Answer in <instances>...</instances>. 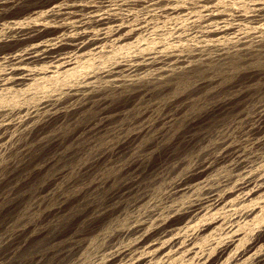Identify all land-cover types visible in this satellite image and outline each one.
<instances>
[{"label": "rangeland", "instance_id": "obj_1", "mask_svg": "<svg viewBox=\"0 0 264 264\" xmlns=\"http://www.w3.org/2000/svg\"><path fill=\"white\" fill-rule=\"evenodd\" d=\"M65 1L74 0H0V72L6 56L35 43L57 45L37 52L34 68L74 50L48 12ZM119 1L112 8L124 25L100 56L0 87V264H264V130H253L264 111V41L201 52L204 19L190 17L199 6L176 15ZM206 3L229 13L252 5ZM19 18L12 33L3 28ZM158 48L192 62L157 76L141 64L138 81L112 84ZM249 169L254 180L240 183ZM210 188L223 191L218 207L185 210Z\"/></svg>", "mask_w": 264, "mask_h": 264}, {"label": "bare ground", "instance_id": "obj_2", "mask_svg": "<svg viewBox=\"0 0 264 264\" xmlns=\"http://www.w3.org/2000/svg\"><path fill=\"white\" fill-rule=\"evenodd\" d=\"M10 1V0H9ZM14 1V0H13ZM63 1V0H62ZM192 1V0H191ZM188 0H121L119 1L120 5H126L128 7L134 4H138L141 6H144L146 3L150 5V11H166L171 14L173 13H180L181 11L188 10L187 14L190 15L192 13V9H190L192 4L199 6L200 8V14H192L190 15L193 17H201L204 19V23L202 24V28L198 31L199 34L196 35L199 42V50L201 52H205L209 50V46H218L220 49L224 50L223 48L225 46H235L238 50L241 51H249L255 43L258 44L261 41H264V0H249L251 2V6L248 8L246 12H241L238 10L237 6L233 7V10L229 12H226L223 8L221 9L218 6H212L208 5L206 3L207 0H193L192 2ZM7 2V1H6ZM5 2V3H6ZM57 2V1H56ZM55 2V3H56ZM116 2V1H115ZM47 3V2H46ZM60 3V2H59ZM132 3V4H131ZM17 4V3H16ZM54 4V3H53ZM52 4V5H53ZM118 4V3H117ZM213 4V3H212ZM235 4H237L235 2ZM221 5V4H220ZM223 6V5H221ZM234 6V5H233ZM112 0H74V1H65L60 4L54 5L51 7L48 12L50 15L53 16V19L51 22H55V26L61 27L63 30L62 33V39L67 40H73L75 41L74 44V50L72 52L70 51H64L60 52L58 54H55L53 56H49L48 58L55 63H51L48 68H34L36 66V60L37 55L41 52H45L51 48H54L56 45L55 43H35L32 44L29 48H26L25 51L16 52L13 54H10L5 57V68L2 72H0V87L3 86H9L11 83H20L28 80L30 75L38 74V73H47L50 71H53L51 68L56 69H62L68 65H72L73 63H77L79 60H81L86 54L94 56L98 54V52H101L104 48L110 45V39L111 35L124 25V21L121 19V21H118L119 16L117 13H114V8ZM194 7V6H193ZM227 7V6H226ZM225 7V8H226ZM232 6H230L231 8ZM23 8V7H22ZM36 8V7H34ZM41 8V7H40ZM137 8V7H136ZM135 8V9H136ZM139 8V7H138ZM142 8V7H141ZM34 10V9H33ZM36 10V9H35ZM34 10V11H35ZM38 10V9H37ZM41 10V9H40ZM43 10V9H42ZM129 10V9H128ZM133 10V9H132ZM33 11V13H34ZM47 9L44 12H38L37 14H41V16L46 14ZM139 11V10H138ZM121 12V11H119ZM140 12V11H139ZM134 11L132 12V15H135L137 17L141 16L142 12ZM44 13V14H43ZM124 13V12H121ZM129 13V12H128ZM165 13V12H164ZM48 14V15H49ZM130 14V13H129ZM157 14V13H156ZM29 15V14H28ZM27 15V16H28ZM33 15V14H32ZM36 15V14H35ZM134 15V16H135ZM152 15V14H151ZM177 15V14H176ZM3 16V15H2ZM157 16V15H155ZM166 16V15H165ZM169 16V15H168ZM34 17V16H33ZM174 17V16H173ZM5 18V17H4ZM30 18H32L30 16ZM45 18V17H44ZM124 19V18H123ZM21 20L20 18L18 19ZM23 20V19H22ZM30 20V19H29ZM195 20V19H194ZM193 20V21H194ZM199 20V19H198ZM201 20V19H200ZM1 21V20H0ZM6 21V20H5ZM17 20L12 21H6L5 24H3V28L7 29L8 32L12 33L13 29L16 28V26L21 23ZM24 21V20H23ZM40 21V20H39ZM42 21V20H41ZM50 21V20H48ZM129 21V20H128ZM139 20L135 24V27H132L134 29H139L140 27L146 26L147 20L142 19V21ZM25 22V21H24ZM27 22V20H26ZM33 22V21H32ZM149 22V21H148ZM50 23V22H48ZM133 23V22H132ZM135 23V22H134ZM145 23V24H142ZM202 23V22H201ZM52 24V23H51ZM140 24H142L140 26ZM48 25V24H47ZM245 25V26H243ZM174 26V25H173ZM180 26V25H179ZM200 26V25H199ZM243 26V27H242ZM2 27V26H1ZM151 27V26H150ZM182 27V26H181ZM194 27V26H193ZM130 29V27H128ZM146 28V27H145ZM144 28V29H145ZM171 28V27H170ZM176 28V27H175ZM192 28V27H191ZM2 28H0L1 30ZM59 29V28H58ZM156 29L153 28V30ZM133 30V29H132ZM147 30V29H146ZM158 30V29H157ZM194 30V29H193ZM60 32V30H59ZM156 32V31H155ZM125 33V32H124ZM172 33V32H171ZM170 33V34H171ZM180 33V32H179ZM8 34V33H7ZM61 34V33H59ZM128 34V33H126ZM150 34V33H149ZM169 34V35H170ZM211 34H218L217 37L211 38ZM125 35V34H124ZM132 35V34H131ZM180 35V34H179ZM56 36V35H55ZM121 35L120 37H122ZM150 36V35H149ZM58 37V36H57ZM117 37V36H116ZM115 37V38H116ZM119 37V35H118ZM147 37V36H146ZM54 38V36L52 37ZM60 38V37H59ZM124 38V37H122ZM55 39V38H54ZM136 39V38H135ZM138 39V38H137ZM141 39V38H140ZM145 39V38H143ZM190 39V38H189ZM48 41V39H46ZM131 40V39H130ZM132 39V43H133ZM150 40V39H149ZM195 40V39H193ZM44 41V40H43ZM135 41V40H134ZM140 41V40H139ZM151 41V40H150ZM176 41V40H175ZM192 41V40H191ZM146 42V41H145ZM196 42V41H195ZM57 43V42H56ZM62 43V42H61ZM131 43V42H130ZM129 43V45H130ZM137 43V42H136ZM134 42V45L136 44ZM140 43V42H139ZM138 43V44H139ZM142 43V40H141ZM140 43V44H141ZM149 43V42H148ZM147 45H151L149 43ZM173 43V42H172ZM180 43V42H179ZM262 43V42H261ZM60 44V43H59ZM125 44V43H124ZM174 44V43H173ZM182 44V43H181ZM185 44V43H184ZM183 44V45H184ZM187 44V43H186ZM189 44V42H188ZM91 46V50L88 53H85L84 47L85 46ZM118 45L117 43L115 44ZM146 45V47H147ZM155 45V43H154ZM160 46V44H157ZM179 46V44H176V46ZM194 47V44H192ZM182 46V45H180ZM179 46V47H180ZM197 45H195L196 47ZM136 46H134L135 48ZM154 47V46H153ZM167 47V46H166ZM171 47V44H170ZM175 47V46H174ZM187 47V46H185ZM189 47V46H188ZM191 47V46H190ZM149 48V46H148ZM169 48V47H167ZM172 48V47H171ZM177 47H175L176 50ZM184 48V47H183ZM163 49V48H162ZM170 49V48H169ZM168 49V50H169ZM185 49V48H184ZM188 49V48H187ZM214 49V48H213ZM216 49V50H217ZM84 50V51H82ZM88 50V49H87ZM86 50V51H87ZM134 50V49H133ZM159 50V48H158ZM164 50V49H163ZM163 50L155 51L153 53H150L149 56L146 55V58L144 57L143 62H136L133 60L127 68H125L124 71L119 73V76L113 79L111 81L114 83H120L122 81H131L135 82L140 79L139 72L137 73L136 70L138 68V65L146 64L145 66H148L151 73L154 75L161 74L164 71L168 70H174L183 67L184 65L182 63H186L189 61L192 62L190 59L182 58L183 54H173V56H167L163 54ZM166 50V48H165ZM166 50V51H168ZM183 50V49H182ZM191 49H189L190 52ZM212 50V49H211ZM222 50H220L222 52ZM226 50V49H225ZM237 50V51H238ZM261 50V49H260ZM126 52L125 50H123ZM129 51V50H128ZM127 51V52H128ZM136 51V50H135ZM148 51V50H147ZM170 51V50H169ZM188 51V50H187ZM193 51V50H192ZM38 52V54H37ZM133 52V51H131ZM138 52V51H137ZM176 52V51H174ZM179 52V51H178ZM183 52V51H182ZM196 52V51H194ZM193 52V53H194ZM199 52V51H198ZM200 52V53H201ZM209 52V51H208ZM207 52V53H208ZM211 52V51H210ZM213 52V51H212ZM211 52V53H212ZM224 52V51H223ZM226 52V51H225ZM147 53V52H146ZM169 53V52H168ZM181 53V52H180ZM184 53V52H183ZM191 53V54H193ZM215 53V52H214ZM213 53V54H214ZM228 53V52H227ZM238 53V52H237ZM127 54V53H125ZM130 54V53H128ZM144 54V53H143ZM149 54V51H148ZM171 54V55H172ZM212 54V55H213ZM218 54V53H217ZM99 55V54H98ZM132 55V54H131ZM183 55V56H182ZM190 55V54H189ZM202 55V54H201ZM208 55H210L208 53ZM216 55V54H214ZM89 56L87 58H89ZM91 56V57H92ZM100 56V55H99ZM136 57V55H133ZM231 56V55H230ZM86 57V56H85ZM138 57V56H137ZM185 57V56H184ZM201 57V56H200ZM208 57V56H207ZM228 57V56H227ZM86 58V59H87ZM127 58V57H126ZM143 58V57H142ZM194 59V57H192ZM206 58V56H205ZM98 59V58H97ZM192 59V60H193ZM202 59V58H200ZM199 59V60H200ZM83 60V59H82ZM88 60V59H87ZM95 60V58H94ZM197 60V59H195ZM194 60V61H195ZM118 61V60H117ZM120 61V60H119ZM118 61V63H119ZM198 61V60H197ZM117 63V62H116ZM124 63V62H122ZM106 64V63H105ZM126 64V63H125ZM195 64V63H194ZM183 65V66H182ZM104 66V64H103ZM115 66V65H114ZM119 66V65H118ZM199 66V65H198ZM185 67V66H184ZM232 67V66H231ZM43 68V69H42ZM105 68V67H104ZM120 68V67H119ZM118 68V69H119ZM109 69V68H108ZM189 69V68H188ZM216 69V68H215ZM104 70V69H103ZM113 70V69H112ZM144 70V69H143ZM194 70V69H193ZM211 70V69H210ZM105 71V70H104ZM115 71V70H114ZM126 71V72H125ZM140 71V70H139ZM176 71V70H175ZM178 71V70H177ZM182 71V70H181ZM180 71V72H181ZM189 71V70H188ZM107 73V71H105ZM118 72V71H117ZM142 72V71H141ZM148 72V73H150ZM172 72V71H171ZM170 72V73H171ZM183 73V72H182ZM145 74V73H144ZM152 74V75H153ZM172 74V73H171ZM181 74V73H180ZM189 74V73H188ZM95 75V74H94ZM151 75V74H150ZM165 75V74H164ZM179 75V74H178ZM201 75V74H200ZM103 76V73H102ZM105 76V75H104ZM145 76V75H144ZM87 77V76H86ZM98 77V76H96ZM160 77V76H159ZM158 77V78H159ZM168 77V76H167ZM189 77V76H188ZM144 78V77H142ZM146 78V77H145ZM157 78V79H158ZM187 78V76H186ZM191 78V77H190ZM189 78V79H190ZM104 79V78H103ZM109 79V78H108ZM155 79V78H154ZM168 79V78H167ZM185 79V77H184ZM98 80V79H97ZM105 80V79H104ZM110 80V79H109ZM152 80V79H151ZM175 80V79H174ZM178 80V79H177ZM195 80V79H194ZM89 81V80H88ZM96 81V80H94ZM100 81V80H99ZM108 81V80H107ZM106 81V82H107ZM110 81V82H111ZM183 81V79H182ZM187 81V79H186ZM78 82V81H77ZM80 82V81H79ZM85 82V81H84ZM156 82V81H155ZM181 82V81H180ZM202 82V81H201ZM86 83V82H85ZM90 83V82H88ZM95 83V82H94ZM100 83V82H99ZM127 83V82H126ZM137 83V82H136ZM152 83V82H151ZM184 83V82H183ZM84 83L82 82V85ZM109 84V82H108ZM154 84V83H153ZM161 84V82H160ZM174 84V83H173ZM74 85V84H73ZM77 85V84H76ZM75 85V86H76ZM87 85V84H86ZM89 85V84H88ZM100 85V84H99ZM103 85V84H102ZM118 85V84H117ZM122 85V83H121ZM128 85V83H127ZM11 86V85H10ZM80 86V85H79ZM111 86V85H110ZM119 86V85H118ZM125 86V84H124ZM158 86V85H157ZM177 86V85H176ZM93 87V86H92ZM134 87V86H133ZM163 87V86H162ZM78 88V87H77ZM87 88V87H86ZM76 89V88H75ZM90 89V88H89ZM102 89V88H101ZM80 90V89H79ZM103 90V89H102ZM120 90V89H119ZM81 91V90H80ZM100 91V90H99ZM156 92V91H155ZM84 93V92H83ZM102 95V94H101ZM151 95V94H150ZM164 95V94H163ZM70 96V95H69ZM144 97V96H143ZM146 98V97H145ZM84 99V98H83ZM83 104V103H82ZM85 107V106H83ZM71 108V107H70ZM73 110V109H72ZM81 111V110H80ZM243 119V118H242ZM236 122V121H235ZM253 130L256 133H261V131L264 130V111L259 113L257 116L256 121L253 124ZM252 132V131H251ZM250 133V132H249ZM255 134V133H254ZM257 138V137H256ZM258 139V138H257ZM210 140V139H209ZM209 143V142H208ZM254 145V144H253ZM225 149V148H224ZM247 149V148H246ZM235 150V149H234ZM238 150V149H237ZM221 151V150H220ZM236 152V151H235ZM240 154V153H239ZM242 155V154H241ZM260 155V154H259ZM221 156V155H220ZM238 163V162H237ZM251 164V163H250ZM189 165V164H188ZM216 167V166H215ZM262 168V167H261ZM247 169V168H246ZM255 170L249 169L246 170L244 175L240 177V183H244L246 185L250 184L252 180H254L253 174ZM264 172V171H263ZM181 174V173H180ZM185 175V173H184ZM190 175L191 173L188 172L184 179L187 181H190ZM199 175V174H198ZM197 175V176H198ZM240 175V174H239ZM242 175V174H241ZM203 179V178H202ZM183 185V184H182ZM223 189V188H222ZM245 192V191H244ZM242 194V193H241ZM223 191L218 190L215 188H210L206 191H204V195L201 197H197L198 199L188 207H185V210L187 212H194L196 214L201 213L204 209H214L218 207L222 203L223 198ZM235 200V198H234ZM257 204V203H256ZM259 204V203H258ZM223 205V204H222ZM261 205V204H259ZM244 206V205H243ZM249 206V205H248ZM253 207V206H252ZM242 208V207H241ZM250 210H253L250 209ZM262 212H264V205L261 206ZM234 211H236V208H234ZM224 213V212H223ZM241 215V214H240ZM248 218V217H247ZM257 218V217H256ZM165 219V218H164ZM162 219V220H164ZM252 220V219H251ZM250 220V221H251ZM264 220V219H263ZM238 221V220H237ZM242 221V220H241ZM233 224V223H232ZM238 224V223H237ZM237 224H233L231 226V229L228 231V233H231L233 235H237L239 232V227H237ZM240 224V223H239ZM248 226V225H247ZM242 228V227H241ZM247 229V228H246ZM145 234H140L137 240H141L142 236ZM229 240V239H228ZM183 243V242H182ZM242 244V243H241ZM191 248V247H190ZM128 249V248H127ZM174 249V248H173ZM175 250V249H174ZM185 250V249H184ZM188 250V249H187ZM196 252V251H195ZM209 252V251H208ZM121 253V252H120ZM125 253V252H124ZM252 253V252H251ZM161 255V254H160ZM123 259V258H122ZM264 259V258H263ZM207 260V259H206ZM242 264V263H241Z\"/></svg>", "mask_w": 264, "mask_h": 264}]
</instances>
